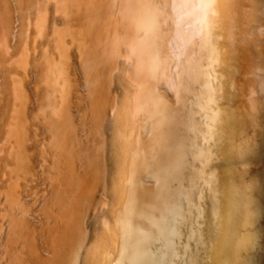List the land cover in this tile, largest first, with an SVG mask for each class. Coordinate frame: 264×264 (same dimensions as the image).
I'll list each match as a JSON object with an SVG mask.
<instances>
[{
	"label": "bare ground",
	"instance_id": "obj_1",
	"mask_svg": "<svg viewBox=\"0 0 264 264\" xmlns=\"http://www.w3.org/2000/svg\"><path fill=\"white\" fill-rule=\"evenodd\" d=\"M0 264H264V0H0Z\"/></svg>",
	"mask_w": 264,
	"mask_h": 264
},
{
	"label": "snow or ice",
	"instance_id": "obj_2",
	"mask_svg": "<svg viewBox=\"0 0 264 264\" xmlns=\"http://www.w3.org/2000/svg\"><path fill=\"white\" fill-rule=\"evenodd\" d=\"M150 7L155 8L158 13L162 14L161 10H166L168 8V4H167V2H165V3H162V4L151 5ZM209 23H210V21L208 19H206L205 28H207L209 26ZM212 131H214V128H210V132H212ZM205 135L208 136L209 134L206 133ZM250 150H251V145H249L245 149V151H250ZM207 155H208V158L211 159V156H212L211 152H209Z\"/></svg>",
	"mask_w": 264,
	"mask_h": 264
}]
</instances>
